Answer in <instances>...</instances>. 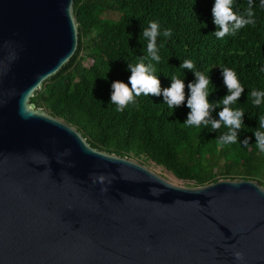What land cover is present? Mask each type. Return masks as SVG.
<instances>
[{
	"label": "water",
	"instance_id": "1",
	"mask_svg": "<svg viewBox=\"0 0 264 264\" xmlns=\"http://www.w3.org/2000/svg\"><path fill=\"white\" fill-rule=\"evenodd\" d=\"M72 4L0 0V264H264L258 183L176 186L28 103L75 53Z\"/></svg>",
	"mask_w": 264,
	"mask_h": 264
},
{
	"label": "trees",
	"instance_id": "2",
	"mask_svg": "<svg viewBox=\"0 0 264 264\" xmlns=\"http://www.w3.org/2000/svg\"><path fill=\"white\" fill-rule=\"evenodd\" d=\"M214 0H73L72 13L77 27V47L71 59L47 78L29 99L50 117L73 127L89 147L106 154L125 157L147 166L150 162L175 179L202 187L221 179L255 181L264 189V152L256 146L253 130L264 114V104L254 106L248 93L264 90V8L254 0V25H247L222 39L211 33ZM234 11L243 14L248 0H234ZM160 25L157 38L160 62L147 54V41L141 36L150 22ZM206 25V27H204ZM171 29L170 38L162 33ZM145 57L152 64L161 87L170 86L177 75L185 85L193 73L181 69L191 60L195 70L210 76L216 103L227 94L221 69H233L245 91L233 108L245 112V127L238 143L221 145L211 126H184L190 111L186 103L174 111L163 97H136L124 111L111 104V83H128V63ZM131 87V85H128ZM187 87L185 88L187 96ZM212 111L211 116L219 119ZM249 139V145L243 141Z\"/></svg>",
	"mask_w": 264,
	"mask_h": 264
},
{
	"label": "clouds",
	"instance_id": "3",
	"mask_svg": "<svg viewBox=\"0 0 264 264\" xmlns=\"http://www.w3.org/2000/svg\"><path fill=\"white\" fill-rule=\"evenodd\" d=\"M234 0H214L212 6L213 23L217 30L213 33L216 38L222 39L226 35H234L238 30L247 25L256 23L253 11L254 0H248V6L243 14H237L234 9ZM260 7L264 8V0H260ZM206 27V25H204ZM161 35L160 25L153 21L143 29L141 36L147 41V54L151 60L160 62L159 47L157 46V38ZM165 38H170L172 35L171 29H165L162 33ZM145 57H138L136 62L128 63L127 71L130 72L128 83L117 80L111 83V104L117 106V111H124L129 104H135L136 97L154 96L163 97V103L173 111L186 103V107L190 110L183 125L197 128L203 126L207 128L211 126L213 132H218L221 127L227 129L226 132L217 136L216 141L221 145L238 143L239 132L245 127L243 117L245 112L242 108H233L241 98L245 89L238 79L237 73L230 68L223 67L221 75L223 84L227 89V94L216 103L209 102V96L215 91L212 85L210 76L205 73L195 70V64L191 60H184L180 64L181 69H187L193 73L194 80L185 85L184 79L177 75H172L170 78V86L167 88L161 87V81L156 75V70L152 64L145 63ZM264 72V67L260 69ZM131 85L129 87L128 85ZM187 87V96L185 88ZM248 99L251 100L254 106L264 104V90L253 88L248 93ZM221 109L217 115L219 119H214L211 116L212 111ZM256 146L261 152H264V114L258 118V128L253 130ZM244 146L249 145V139L243 141ZM67 154V150H66ZM93 183L104 185L105 182L111 183V180L103 174L91 176ZM102 191H107L106 188ZM264 193V189H260ZM154 194H157L154 191ZM233 256L236 261H243L244 256L240 251H234Z\"/></svg>",
	"mask_w": 264,
	"mask_h": 264
},
{
	"label": "rangeland",
	"instance_id": "4",
	"mask_svg": "<svg viewBox=\"0 0 264 264\" xmlns=\"http://www.w3.org/2000/svg\"><path fill=\"white\" fill-rule=\"evenodd\" d=\"M148 170L153 172L154 174L162 177L167 182L174 184L176 186H182V187H193V184L191 182H184L177 179H174V177L168 173L166 170H164L161 167L155 166L152 163L148 162L147 166H145Z\"/></svg>",
	"mask_w": 264,
	"mask_h": 264
}]
</instances>
